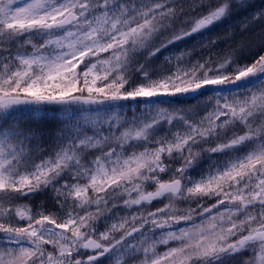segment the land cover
Wrapping results in <instances>:
<instances>
[{
	"label": "snow or ice",
	"instance_id": "snow-or-ice-1",
	"mask_svg": "<svg viewBox=\"0 0 264 264\" xmlns=\"http://www.w3.org/2000/svg\"><path fill=\"white\" fill-rule=\"evenodd\" d=\"M0 264H264V0H0Z\"/></svg>",
	"mask_w": 264,
	"mask_h": 264
},
{
	"label": "rangeland",
	"instance_id": "rangeland-1",
	"mask_svg": "<svg viewBox=\"0 0 264 264\" xmlns=\"http://www.w3.org/2000/svg\"><path fill=\"white\" fill-rule=\"evenodd\" d=\"M253 2H254L257 6H259V5L261 4V0H253ZM243 15H244V14H241L240 17H237L236 19H234L233 21H231L230 24H231L232 26H236V25H238V24L240 23V20L243 18ZM228 27H229V25H219V26L215 27V28L211 31V33H209L208 35H209L210 37H212V38H215V37L218 36V35L222 37V36L224 35L225 31L228 29ZM258 30H259V29H257V31H258ZM221 44H223L222 41H221ZM217 51H219V49H217ZM48 199H49V200H48ZM40 201H42L44 204H46L47 207H48L49 209L52 208V201H51L50 198L40 197V198H38V199L35 200V204H36V205H40V204L42 203V202H40ZM29 207H32V205L30 204ZM160 250H161V251L163 250V246H161V249H160Z\"/></svg>",
	"mask_w": 264,
	"mask_h": 264
},
{
	"label": "trees",
	"instance_id": "trees-1",
	"mask_svg": "<svg viewBox=\"0 0 264 264\" xmlns=\"http://www.w3.org/2000/svg\"><path fill=\"white\" fill-rule=\"evenodd\" d=\"M49 200V199H48Z\"/></svg>",
	"mask_w": 264,
	"mask_h": 264
}]
</instances>
